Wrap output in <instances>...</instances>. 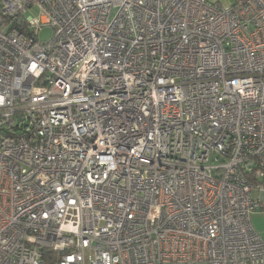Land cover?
Masks as SVG:
<instances>
[{"label":"built area","instance_id":"2783aa9c","mask_svg":"<svg viewBox=\"0 0 264 264\" xmlns=\"http://www.w3.org/2000/svg\"><path fill=\"white\" fill-rule=\"evenodd\" d=\"M259 210L264 0H0V264H264Z\"/></svg>","mask_w":264,"mask_h":264},{"label":"crops","instance_id":"0c3cea01","mask_svg":"<svg viewBox=\"0 0 264 264\" xmlns=\"http://www.w3.org/2000/svg\"><path fill=\"white\" fill-rule=\"evenodd\" d=\"M251 225L264 242V210H259L253 213L251 217Z\"/></svg>","mask_w":264,"mask_h":264},{"label":"rangeland","instance_id":"374dc122","mask_svg":"<svg viewBox=\"0 0 264 264\" xmlns=\"http://www.w3.org/2000/svg\"><path fill=\"white\" fill-rule=\"evenodd\" d=\"M209 2H214L215 0H208ZM220 2H222L225 5H228L231 0H219ZM53 30L52 27L50 26H44L39 30V39L41 41H47L48 39H50V37L52 36ZM255 196V194H254Z\"/></svg>","mask_w":264,"mask_h":264},{"label":"trees","instance_id":"16d2710c","mask_svg":"<svg viewBox=\"0 0 264 264\" xmlns=\"http://www.w3.org/2000/svg\"><path fill=\"white\" fill-rule=\"evenodd\" d=\"M60 256L61 253L56 251H50L48 249H43L41 251L42 260L48 264H53Z\"/></svg>","mask_w":264,"mask_h":264}]
</instances>
